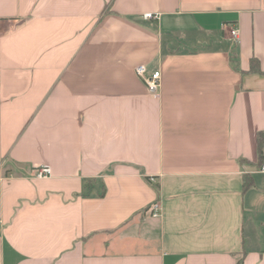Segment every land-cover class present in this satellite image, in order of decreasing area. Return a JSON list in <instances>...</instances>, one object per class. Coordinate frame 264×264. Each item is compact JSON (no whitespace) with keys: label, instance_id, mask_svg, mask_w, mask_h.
<instances>
[{"label":"crops","instance_id":"0c3cea01","mask_svg":"<svg viewBox=\"0 0 264 264\" xmlns=\"http://www.w3.org/2000/svg\"><path fill=\"white\" fill-rule=\"evenodd\" d=\"M261 131L264 0H0V264H264Z\"/></svg>","mask_w":264,"mask_h":264},{"label":"built area","instance_id":"2783aa9c","mask_svg":"<svg viewBox=\"0 0 264 264\" xmlns=\"http://www.w3.org/2000/svg\"><path fill=\"white\" fill-rule=\"evenodd\" d=\"M158 17L157 14L153 13H146L144 14V18L146 19H153ZM224 27V26H223ZM230 33L235 41L240 40V29L237 26L232 25L230 28ZM137 75L144 81L147 86V89L150 94L157 95L159 93L161 87V71L159 69L148 71V68L145 64H140L136 67ZM264 171V165L261 168ZM52 170L48 165L39 166L35 170V176L38 178H46L50 176ZM152 214L155 217L160 216L161 213V205L159 202H155L152 207Z\"/></svg>","mask_w":264,"mask_h":264},{"label":"trees","instance_id":"16d2710c","mask_svg":"<svg viewBox=\"0 0 264 264\" xmlns=\"http://www.w3.org/2000/svg\"><path fill=\"white\" fill-rule=\"evenodd\" d=\"M258 146H259V154H260V160H264V131H261L258 134ZM252 185V180H246L244 187L245 189L250 187Z\"/></svg>","mask_w":264,"mask_h":264}]
</instances>
